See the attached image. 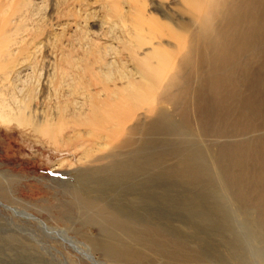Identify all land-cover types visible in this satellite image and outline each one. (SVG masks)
I'll return each mask as SVG.
<instances>
[{
    "label": "bare ground",
    "instance_id": "1",
    "mask_svg": "<svg viewBox=\"0 0 264 264\" xmlns=\"http://www.w3.org/2000/svg\"><path fill=\"white\" fill-rule=\"evenodd\" d=\"M177 1L191 4L185 10L189 20L162 11L170 23H160L133 5L114 4V25H120L129 40L125 48L128 54L123 57L112 42H99L106 34L102 21L88 24L94 15L83 0H63L58 5L54 31L46 29L34 0H0V119L15 121L18 127L46 137L56 147H70L78 153V161L86 158V166L71 172L74 184L69 188L84 208L83 218L97 225L100 234L90 243L103 256L126 264L147 263L151 260L144 252L151 249L156 256L166 258L165 264H209L202 251L185 245L168 250L167 241L174 244L177 239L166 235L159 225L132 220L125 202L118 209L89 195V190L100 194L103 187L119 184L131 194V183L174 179L210 201L229 231L228 252L235 264H264V141L259 138L242 146L221 144L224 138L257 134L263 125L231 122L229 128H216L202 107L205 85L211 88V104L224 98L239 99L237 91L225 86L233 81L230 69L245 59L241 71L250 75L252 86L251 95L241 98V108L264 120V109L254 95L264 89L263 75L258 73L264 72V0H171L170 5L177 6ZM157 2L165 9L164 2ZM214 16L219 17V24L213 23ZM146 22L148 27L143 26ZM94 25L100 27L98 33L90 32ZM65 33L67 37L61 40ZM251 61L256 63L257 73L248 69ZM129 62L133 66H128ZM192 64L198 79L192 104L199 136L210 137L218 145L215 150L190 140L192 128L181 122L162 126L165 116L161 108H156L154 119L143 120L158 103L174 102L176 93L170 88L186 82L180 72ZM258 80V85L254 84ZM247 149L253 153L251 168ZM64 160L57 162L55 169ZM128 200L131 204L132 198ZM38 222L43 229L71 241L64 231ZM218 234L222 235L221 231ZM88 250L83 253L101 263Z\"/></svg>",
    "mask_w": 264,
    "mask_h": 264
},
{
    "label": "rangeland",
    "instance_id": "2",
    "mask_svg": "<svg viewBox=\"0 0 264 264\" xmlns=\"http://www.w3.org/2000/svg\"><path fill=\"white\" fill-rule=\"evenodd\" d=\"M34 1L37 2L39 5L38 7H40V14L44 17L43 21L45 22L46 29L54 31V26L57 23L55 18L57 13L55 11L59 7L58 5H61V2L63 3V0ZM70 1L71 0H69V2ZM83 1L87 3V11L91 12V15H94L88 18V24L90 25L94 21L98 22V20L102 21L103 30L106 34L103 35V39H100L99 42L104 40L112 42L113 45L118 46V50L120 54H123V57L128 54V50L125 48H127L129 40L127 36H125L126 34L121 31L120 25H114L116 19L113 13V9L115 10L114 4L123 3L122 5L124 6L128 4L131 6L133 5L134 8L141 9L144 15L154 17L158 22H163L165 24L170 22L164 17V13L170 16L173 15L179 20L186 21L189 20V16L185 13V10L191 8V4L182 3L181 1H177V6H171V0H160V2L166 4L164 7L165 9H161L158 6V0ZM228 1L235 3L238 0ZM168 6L172 8L170 9ZM132 13H134V10L131 12V15ZM127 18H130V15L127 16ZM213 23L219 24V17L214 16ZM148 25V22L143 24L145 27H148ZM89 30L91 33H98L101 29L99 26L94 25L91 26ZM67 32L69 33V30H67ZM66 34L67 33L62 36L61 40L67 37ZM185 36H187V34H182V37ZM178 58H180L179 55H177V59ZM244 60H238L239 63L235 64L233 68L230 69L228 73L231 81H233L225 86L226 90L229 88V91L232 89L237 91L239 99L234 101L231 98H224L223 100L220 99L218 103L212 102L211 104V100L209 99L212 94L211 88L205 85L203 88L205 97L203 98L204 103L202 107L207 109L211 117L210 124L216 128L221 126L229 128L231 125L228 123L231 122H233V124L237 122L242 125H246V123L262 124L263 126L256 132L257 134L234 136L230 137L228 140L224 138L221 144L235 146V144L240 143V146H242L252 145L259 138L264 141L263 118H260L256 114L252 115L249 111H245L241 108V100H243L241 98L246 99V97L251 95L249 88L252 86L250 75L245 73V71H241L244 69V67L240 66L241 61ZM128 64V66H133L132 62ZM193 64L192 67L185 68L180 72L181 75L186 76V82H178L170 88L172 93H176L173 95L175 96L174 102L163 101L158 103L156 107H152L146 113L143 120L146 122L151 121L156 116V108H161L165 116L161 121L162 126H167L170 121L175 124L181 122L183 125L185 124L192 128L193 134L188 137L189 139L191 138L190 140H196L199 142L197 144L200 146H209L215 150L218 148V145L213 144L210 137L199 136L200 129L198 128V117L195 106L192 104L194 101V88L198 83L196 67L193 66ZM249 68L257 73L256 63L251 61L248 65V69ZM258 73H260L261 76L263 75L264 79V72L259 71ZM258 82L259 80L254 82V84L258 85ZM258 91V95H254H256V98L260 99V101L257 100L258 105L263 110L264 89H259ZM226 124H228V126H224ZM246 148H248V146ZM246 155L247 163L250 167V163L253 162L251 161L253 153L247 149ZM77 157L78 153H74L70 147H56L51 144L46 137L27 132L21 127H18L15 121L10 120V122H5L0 119V264H126L112 258H107L103 256L99 250L91 247L90 239L98 237L100 231L97 230V225L94 224V222L83 218L84 208L82 204L76 200V196L69 188V185L74 184V178L71 172L77 167H84L87 165L86 158L78 161ZM62 159L65 160L61 163L59 168L55 169L56 163ZM220 164L223 165V163ZM250 172L255 171L251 170ZM261 173H263L264 177V169ZM147 183H149V185ZM128 187H131L128 190L131 194L124 191L126 187L124 188L123 185L119 184L117 186H110V188L106 186L105 189L103 187V191H100V194L95 192L94 194L93 191L90 192L89 190V195L98 198L100 201L102 200L104 204L113 205L112 207L114 208L119 209L122 208L124 204L128 205L130 215L133 214L131 216L132 220H138L140 222L149 223L150 225L153 224L162 227L166 235L168 234L169 237L177 239L174 244L167 241L166 246L168 250H173V247L180 248L185 245L188 249L191 248L199 252L202 251L205 260L207 259L206 261L209 264H220L219 262H222L221 264H227L228 261V264H235L232 260L231 252H228L231 247L230 242L228 243L229 231L227 232V229L225 230V226L221 223L219 215L213 210L210 201L208 199H203L199 191L195 189L193 191V189L181 185L179 181L174 179H165L162 181L148 179L144 185L131 183V186ZM186 188L188 189L186 190ZM143 189L145 190L143 191ZM119 191H121V193ZM184 191L186 192L184 193ZM183 193L186 194V197ZM179 194H181V196ZM152 195L156 196L157 202L155 196L153 197ZM138 196L142 198L140 202H137ZM130 197L133 202H131V204L128 200ZM136 203H139V205L136 206ZM199 211L200 213H198ZM172 213H174L173 216L171 215ZM201 213H203L202 216ZM26 214L34 216L37 220L27 217ZM205 215L207 221L204 219ZM137 216L139 218H137ZM200 216L202 218H200ZM211 216L212 218L214 217L213 220ZM38 220L48 228L64 231L68 238L70 237L69 239L71 241L63 239L55 232L43 229ZM183 220L185 222H183ZM176 228H178V230ZM217 228H220V230ZM220 231L223 236L218 234ZM82 249H89L88 252H90L94 258L101 260V263H95L83 253ZM144 253L151 262L133 264H165L166 258L164 259L159 255L156 256L151 249H145Z\"/></svg>",
    "mask_w": 264,
    "mask_h": 264
}]
</instances>
